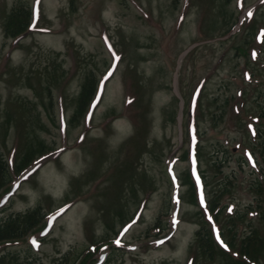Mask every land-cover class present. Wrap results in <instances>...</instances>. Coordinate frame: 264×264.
I'll use <instances>...</instances> for the list:
<instances>
[{"label": "rangeland", "instance_id": "374dc122", "mask_svg": "<svg viewBox=\"0 0 264 264\" xmlns=\"http://www.w3.org/2000/svg\"><path fill=\"white\" fill-rule=\"evenodd\" d=\"M18 3L32 23L4 39ZM87 82H97L95 99L71 121ZM219 147L237 184L216 223L205 197L215 182L203 191L199 180L212 178ZM0 152L14 180L0 219L49 213L0 257L224 264V253L242 263L226 243L264 225V0H0ZM24 154L34 162L15 176ZM237 213L225 243L219 233ZM204 222L213 261L192 246ZM249 264H264V251Z\"/></svg>", "mask_w": 264, "mask_h": 264}, {"label": "trees", "instance_id": "16d2710c", "mask_svg": "<svg viewBox=\"0 0 264 264\" xmlns=\"http://www.w3.org/2000/svg\"><path fill=\"white\" fill-rule=\"evenodd\" d=\"M178 0H174L177 2ZM32 10L23 3H18L12 7L10 12L5 19L3 24V36L4 39L16 40L19 37L27 34L30 25L32 23ZM97 82L89 83L87 82L80 94L78 107L76 109V114L72 117L71 121H74L76 118L86 115V112L91 107L96 93H97ZM47 92L50 94V90L47 88ZM76 117V118H75ZM227 154L226 150L223 147H219L213 152V158L210 162L212 166L213 175L212 178H208L203 172L200 177L201 186L203 191L206 190L208 186L209 179L214 180L215 184L212 186L213 189L205 194L206 197V208L208 213L211 216L212 220L216 223L220 222L221 215L226 212L227 205L224 204L228 200L232 192L236 187L235 173L232 171L231 174L224 175L223 170L226 166V161L223 160ZM224 156V157H222ZM31 154H24L20 159L17 165H15L14 173L15 176L22 174L31 164L34 162V159H31ZM195 158L198 162L201 161L202 151H197L195 153ZM204 174V175H203ZM187 184H189V189L192 197L196 202L197 188L193 184V179L187 177ZM13 176L10 174L6 160L3 154L0 152V196L2 192L8 188L13 182ZM258 195H262L263 187L259 184L255 188ZM238 215L232 219V227L227 230H221L219 233L220 237L224 240L223 234L229 235L234 226L235 222L242 220L244 215L237 213ZM49 213H44V210L41 206H37L34 209H30L25 213L11 214L6 216L4 219H0V245L8 242H16L21 240H26L34 230H36L46 219ZM260 220L264 223V211L260 213ZM262 223V222H261ZM263 225V224H262ZM155 229L158 232H162L160 227L157 225ZM235 232L230 238L229 245L226 243L228 250H233L240 259H243V262L233 261L229 256L223 255L230 259L224 264H249L256 261L257 255L261 254L264 251V225L263 231L258 232L257 230H251V232L243 238L238 245L234 244ZM214 239L211 231L207 229L206 223H201L199 229L196 231L194 242L192 244L194 251H196L200 258L203 260H214L217 251L214 248ZM32 256V255H31ZM80 255L76 252H69L60 259L59 264H81L79 262ZM0 264H42L35 258L25 257L18 259L17 256L13 254H6L0 257Z\"/></svg>", "mask_w": 264, "mask_h": 264}]
</instances>
